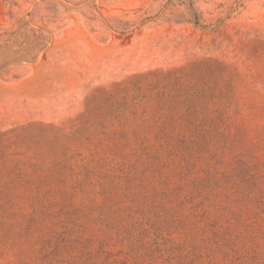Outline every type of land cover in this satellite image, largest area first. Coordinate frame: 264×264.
I'll return each mask as SVG.
<instances>
[{"label": "rangeland", "instance_id": "rangeland-1", "mask_svg": "<svg viewBox=\"0 0 264 264\" xmlns=\"http://www.w3.org/2000/svg\"><path fill=\"white\" fill-rule=\"evenodd\" d=\"M0 264H264V0H0Z\"/></svg>", "mask_w": 264, "mask_h": 264}]
</instances>
